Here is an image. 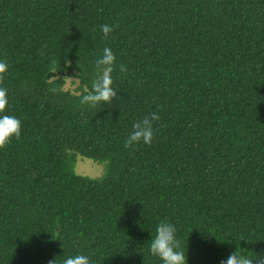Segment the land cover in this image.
<instances>
[{"label":"trees","instance_id":"16d2710c","mask_svg":"<svg viewBox=\"0 0 264 264\" xmlns=\"http://www.w3.org/2000/svg\"><path fill=\"white\" fill-rule=\"evenodd\" d=\"M104 47L117 97L92 108ZM0 61V115L22 123L0 149V264H162L161 221L188 264L264 254V0H0ZM152 112L153 143L125 148Z\"/></svg>","mask_w":264,"mask_h":264},{"label":"clouds","instance_id":"9594fccd","mask_svg":"<svg viewBox=\"0 0 264 264\" xmlns=\"http://www.w3.org/2000/svg\"><path fill=\"white\" fill-rule=\"evenodd\" d=\"M104 37L107 39L113 28L109 25H101ZM117 57L113 50L104 47L102 56L95 62V76L91 82V90L84 88L80 95V103L92 108L101 104H112L117 97V91L112 87V73L116 68ZM121 72H126L125 65H119ZM8 65L0 61V113H4L9 104L8 89L3 85ZM160 120L157 112L146 115L142 120L132 124V130L127 135L124 142L125 148H134L140 144L151 145L155 138L154 122ZM22 133V123L20 119L11 115H0V149L7 147L13 138L20 139ZM153 256L158 257L162 264H188L181 242L177 239L176 226L165 221H161L156 227V235L152 237L149 245ZM247 250V249H246ZM248 253L249 252L247 250ZM49 264H57V258L50 260ZM63 264H92L87 255L77 254L69 256ZM221 264H264V254H245L241 250L239 243L235 251L229 254Z\"/></svg>","mask_w":264,"mask_h":264},{"label":"rangeland","instance_id":"374dc122","mask_svg":"<svg viewBox=\"0 0 264 264\" xmlns=\"http://www.w3.org/2000/svg\"><path fill=\"white\" fill-rule=\"evenodd\" d=\"M76 84L73 85L68 81L67 88L74 89ZM76 173L83 177L99 178L104 173V165L93 162L92 160L78 157L76 164Z\"/></svg>","mask_w":264,"mask_h":264}]
</instances>
